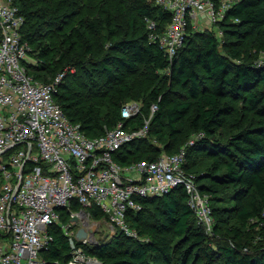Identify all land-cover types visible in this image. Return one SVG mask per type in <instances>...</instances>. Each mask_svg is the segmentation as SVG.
<instances>
[{
    "label": "trees",
    "instance_id": "trees-1",
    "mask_svg": "<svg viewBox=\"0 0 264 264\" xmlns=\"http://www.w3.org/2000/svg\"><path fill=\"white\" fill-rule=\"evenodd\" d=\"M12 1L25 18L22 37L29 45L42 29L56 28L60 32L68 17H79L76 27L59 34L57 52L58 58H64L69 50L76 49L89 57L86 63L91 68L75 56L69 58V63L86 71V86L74 91L65 82V75L55 99L70 121L78 123L88 136L112 128L120 119L122 105L129 101L141 103L140 113L127 122L130 128L143 125L150 105L157 103L147 136L123 146L114 155L115 160L122 165L156 160L185 144L184 168L194 176L200 192L208 196L214 220L211 233L228 242L214 249L212 234L198 225L185 190L179 186L161 197L140 199L142 208L127 213L129 228L146 239L117 231L113 237L99 240L93 256L101 264H190L191 255L200 257L201 264H214L217 256L223 264H264V230L254 231L262 223L264 207V65L246 53L247 48L264 52V0H234L219 23L224 43L220 44L215 32H189L171 61L148 40L144 17L155 19L160 29L171 17L155 6L154 0ZM122 25L125 34L115 38L120 36ZM100 43L101 49L95 50ZM105 43L109 44L100 58ZM36 49L39 61L54 53L52 46ZM54 57L49 59L51 66L45 61L40 66L26 62L28 74L41 82L52 81L58 68L53 64ZM127 75L132 78L127 80ZM159 78L185 93L150 88L144 82ZM244 110L256 119L241 125ZM233 117L240 119L237 132L223 140L221 131ZM197 133L202 136L189 145ZM200 151L211 155V161L203 170L194 171L192 155ZM152 201L158 202L157 225L146 224L143 232V217ZM92 214L96 219L102 217L96 208ZM225 215L234 217L236 223L222 228ZM164 230L179 237L178 242L171 244L162 234ZM223 230L228 238H220ZM62 231L58 226L50 229L53 239L41 253L45 264L69 259V238Z\"/></svg>",
    "mask_w": 264,
    "mask_h": 264
},
{
    "label": "built area",
    "instance_id": "built-area-1",
    "mask_svg": "<svg viewBox=\"0 0 264 264\" xmlns=\"http://www.w3.org/2000/svg\"><path fill=\"white\" fill-rule=\"evenodd\" d=\"M233 3L154 0L171 17L163 29L155 19L144 17L148 40L171 61L189 32H213ZM24 23L12 0H0V264H45L41 253L53 239L50 229L58 226V209H66L71 218L61 228L74 240V248L65 263L55 264H101L80 244L97 245L95 233H102L103 227L108 231L106 239L117 231L136 237L127 213L142 208L140 199L161 197L179 186L198 225L211 234L214 220L209 199L184 168L185 148L125 165L114 158L123 146L147 136L157 103L150 105L149 116L139 127L127 126L141 111V104L132 101L122 105L120 119L112 128L88 136L56 102L64 72L47 83L28 74L25 63L30 62L31 47L22 37ZM201 136L197 133L188 144ZM74 200L78 210L72 208ZM93 208L101 218L93 217ZM262 218L264 226V207ZM79 229H84L85 238H76Z\"/></svg>",
    "mask_w": 264,
    "mask_h": 264
},
{
    "label": "rangeland",
    "instance_id": "rangeland-1",
    "mask_svg": "<svg viewBox=\"0 0 264 264\" xmlns=\"http://www.w3.org/2000/svg\"><path fill=\"white\" fill-rule=\"evenodd\" d=\"M79 17H68L65 22L67 25H64L62 27V31H57L56 28H51L50 30L47 28H44L41 30V32L38 33L37 36H35L34 38V43L33 45H30L31 49H30V55H31V59H30V63L34 65H41V62L45 61L46 64H50L51 61L49 59L52 58V56L55 57L52 60L53 64H58V68L57 70L54 72L53 76L50 78L52 80V78H56L59 74L64 72V76L65 77V82L71 86V88L77 91L79 90H84L83 87L86 86V76L85 73L86 71L84 69H81L79 67L76 66V64L69 63V58L71 56H75L77 59L82 60V62H84V66L86 68H91L89 64H87L86 62L89 60V57H85L82 55L81 52L77 51L76 49H71L67 52V56L64 58H58L59 57V53L57 52V47L59 46V42H60V35L59 34H67L74 26L76 27V21L78 20ZM126 31V27L125 25H122L121 28H119V32H120V36L119 37H115V38H120L122 37ZM218 40L220 41V44L224 43V34L222 32V29L219 27V24L214 26V31ZM219 32H221L219 34ZM131 35V34H130ZM139 33H136V36H138ZM115 38H113L111 41H114ZM110 43V42H109ZM109 43H105L104 47H102V52L99 54V57L101 58L105 53H106V49ZM52 46L54 47V53L53 55L46 57H43V59H41L39 61V52L37 53L36 51H34L36 48L38 47H43V46ZM98 48L101 49V43L96 45L95 50H97ZM37 50V49H36ZM259 51V50H258ZM257 49H251V48H247L246 53L247 54H252V57L255 59L256 62H258L260 65H264V52L262 50V52H258ZM88 59V60H87ZM45 64V65H46ZM51 66V64L49 65ZM64 78V77H63ZM127 80H130L132 78V76L127 75L126 76ZM144 82L147 84L148 87L153 88V87H158L160 88V90L162 91H166V90H173V91H178V92H183L185 93V91H182L180 89L179 86H176L175 84H172L170 82H165V80H161V78H159L156 81H150L148 79H144ZM132 102V101H129ZM135 102V101H134ZM137 103L141 104L140 101H137ZM238 102H236L237 104ZM244 119L242 121L245 120V123H242L241 121V125H246L248 124L252 119L255 120L256 118L247 110L243 111L242 116ZM240 119H236V117H233L228 126L226 128H224L221 131L222 134V138L223 140H226L231 134L237 132L236 131V126H237V122ZM194 136L191 137V139ZM166 142V141H164ZM185 142V141H184ZM183 142V143H184ZM158 145H160L161 147L164 146V143L161 142H157ZM156 143V144H157ZM181 148H185V144L181 147ZM179 150V149H178ZM169 154V152H167ZM164 153V154H167ZM193 160H195V165L192 166V170H197V171H201L203 170V168L206 166V164H208L211 160V155H209L207 152L205 151H200L198 153H194V155H192ZM158 202L157 201H152L145 212V216L143 217V222H145L143 225H141V228L143 230V232H145L147 225L146 224H153V226L157 225V218H158V214L157 211L155 209V207L157 206ZM72 208L73 210H78L79 209V205L77 204V201L74 200L73 204H72ZM57 214L60 216V220L58 223V228L62 231L61 225H67L70 221L71 218L69 217V214L67 212L66 209H58L56 210ZM99 217H97L98 219ZM224 223L221 225L223 226L222 228H224V226H230L232 224L236 223V220L234 217L230 216V215H225V219L223 221ZM106 227H103V231L102 233L100 231H96L95 235H96V239L100 240V242H102V240H105L108 234L107 229H105ZM131 229V228H130ZM262 230H264V226L263 225H258L256 227H254V231L260 232ZM133 230V229H131ZM134 231V230H133ZM136 231V230H135ZM134 231V232H135ZM63 232V231H62ZM251 235H252V231H250ZM136 236H138L137 233H135ZM162 234L166 235L167 238L169 239V241L171 242V244H175L176 242H178L179 237L175 236L173 233L169 232L168 230H164L162 231ZM212 234V233H211ZM140 240H144L147 237L143 236V235H139L138 236ZM210 237L212 239H214L212 241V244L214 246V249L217 248V245H224L227 242V240L225 239H219V237L215 236L214 234L210 235ZM220 238H228L225 234H224V230L223 232L220 234ZM77 243H80L78 241H76ZM255 242V239H254ZM82 245V247L84 248V250L91 255H94V252L97 249V246L94 244H80ZM158 264H160V262H157ZM190 264H201V258L200 257H195L194 255L190 256ZM214 264H223V260L221 257H215V261Z\"/></svg>",
    "mask_w": 264,
    "mask_h": 264
},
{
    "label": "water",
    "instance_id": "water-1",
    "mask_svg": "<svg viewBox=\"0 0 264 264\" xmlns=\"http://www.w3.org/2000/svg\"><path fill=\"white\" fill-rule=\"evenodd\" d=\"M75 220H76V218H72V221H75ZM75 236L77 239H83L86 237V232L84 231V229H79ZM69 244H70V248L73 249L74 248V240L72 238L69 240Z\"/></svg>",
    "mask_w": 264,
    "mask_h": 264
}]
</instances>
